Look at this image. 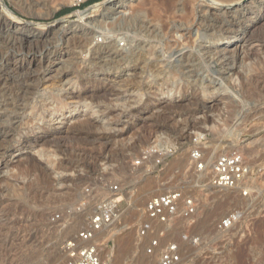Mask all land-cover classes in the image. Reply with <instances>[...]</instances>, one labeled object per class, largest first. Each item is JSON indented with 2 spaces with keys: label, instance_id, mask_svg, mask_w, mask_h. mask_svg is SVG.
<instances>
[{
  "label": "rangeland",
  "instance_id": "374dc122",
  "mask_svg": "<svg viewBox=\"0 0 264 264\" xmlns=\"http://www.w3.org/2000/svg\"><path fill=\"white\" fill-rule=\"evenodd\" d=\"M5 1L24 19L58 27L47 39L26 42L21 52L36 54L41 60L46 53L55 55L63 48H73L72 51L76 48V51L74 56L68 60L62 58L57 67L51 68V73L45 74L54 76L58 74L55 73L57 69L66 71L58 85L50 87L42 83L37 87L28 108L21 112L15 137L0 158V264H14L20 260H25V264H61L63 256L57 252L55 243L83 222L84 215L71 214L83 198L82 187L86 183L96 186L99 189L96 196L100 197L105 193L103 185L110 181L123 183L127 193L121 203L119 222L101 236L105 243L102 247L104 264H159L160 252L169 243L177 244L180 251L175 264H264V120L248 117L251 111L264 108V79L259 83L249 79L254 72L264 70V29H259L255 39L244 44V52L250 50L252 60L237 59L238 72H231L226 80L214 73L218 67L205 63L190 75H173L165 69V62L156 61L155 56L146 54L147 59L141 62L116 63L103 58V61H91L89 53L77 44V39L68 40L70 44L65 41L62 33L71 22L64 17L86 10L89 11L86 16H90L91 6L103 0L73 7L61 16H57L58 11L72 7L69 0ZM138 1L133 0L126 8L96 12L89 26L95 29L98 42L104 40H101L102 34H110L122 46L123 41L119 40L122 33H130L135 40L132 44L140 38L142 44L148 45L151 37L135 30L133 19L121 27L112 23L118 22L120 12L129 13L126 14L128 17ZM150 9L149 2L142 7L148 15ZM176 33L179 31L168 28L163 43L169 45ZM170 50L157 48L166 58ZM152 67L165 72L155 74ZM87 74L95 79L86 82ZM118 74L120 76L116 77ZM122 76L125 79L122 80ZM79 91L85 97L78 95ZM109 91H113L112 94ZM213 102L218 108L209 111L207 107ZM162 103L167 107L164 110ZM174 103H180V106ZM191 118L206 122L192 125L190 123L196 119ZM142 120L146 124L140 122ZM51 131L55 134L45 137L37 145L20 148L23 138L36 140ZM198 132L206 135L204 154L208 166L217 154L230 151H238L247 166V173L239 184L226 188L233 196L226 200L229 204L225 202L227 205L222 212L217 213L214 209L222 200L218 198L222 189L218 192L209 183V170L197 174L188 161L192 137ZM159 137L168 139L167 149L173 150L160 167L161 171L147 174L143 167L132 168L131 163L139 151L156 146ZM41 150L54 155L55 167L39 156ZM170 189H181L187 196H194L197 212L189 219L176 218L163 236L159 235L162 227L156 226L159 245L150 248L148 238L136 234L143 205L153 192ZM54 211H60L69 221L72 219L70 224L52 227L48 216ZM230 213L238 219L235 226L238 230L218 231L217 223ZM184 234L197 237V242L183 238ZM120 238L125 242L123 259L119 256Z\"/></svg>",
  "mask_w": 264,
  "mask_h": 264
},
{
  "label": "bare ground",
  "instance_id": "6f19581e",
  "mask_svg": "<svg viewBox=\"0 0 264 264\" xmlns=\"http://www.w3.org/2000/svg\"><path fill=\"white\" fill-rule=\"evenodd\" d=\"M132 1L133 0H103L91 6L92 10L90 9L91 10L90 13H92L93 15L91 14L90 16H86L87 13L89 12L88 10L75 11L72 14L66 15L64 19H68V21L71 22V24L68 28L64 29L62 36L65 38V41L67 42L68 40L70 41L71 38L77 39L78 40L77 44H79L81 49L86 50L87 53H89V57L91 58L89 60L91 61L103 58L105 61L108 62L111 61L116 63L117 62L122 63L125 61H133V60L141 62L142 60L147 59L145 58V56L146 54H148L151 56H155L156 61H161L163 63L165 62L164 63L165 69L167 68V72L172 73L173 75L176 74L190 75L192 74V72L195 71L196 68L201 67V65L205 63L209 65L213 64V66L215 65L216 67H218L214 73L217 74V76L219 75L218 76L219 78L226 80L227 76L231 72L234 71L238 72L236 70L237 59L244 61V60H250L252 58V52L249 53L250 50L248 52H244L245 49L244 44L250 42L251 40L253 41L255 39L256 32L259 29L260 30L264 29V0H139L136 9H134V11L130 13L128 17H126V14L129 13L120 12L121 16L118 22L116 21L115 23V21H113L112 23L121 27L129 19L130 20L133 19L136 23L135 30L139 32H144L145 34L147 33L148 36L151 37L150 39L151 42L149 41L150 43L148 42V45L142 44V42L139 41L140 39L139 38L135 44H132V41L135 40H134V36L132 38L129 35L130 33L129 34L122 33L121 37L119 38V40L123 41L122 46H120L121 44L118 43V41L116 40L117 38L115 39L111 37L110 34H109L110 36L106 34H102L101 40L103 39L104 40L98 42V39L96 38L97 35L95 33L96 31H94L95 29H93L92 26L91 27L89 26V24L91 23V18L95 16L96 12H98L99 9L105 11L109 8L113 10L116 9L117 7L126 8L127 4L131 3ZM147 1L151 4V9L149 13L150 15L146 14L145 11L142 10V7L145 4L147 5L148 3ZM8 5L9 4H7L5 0H0V158L7 151L9 142L15 137L17 124L21 123V112L24 113L26 108H28L30 100L34 96L37 87L42 83L43 85L45 86L47 85L50 87L58 85L59 83H61V82L58 83V81H60L61 77L64 76L66 71L57 69V72H55L58 73L57 75L54 73L55 74L54 76L51 74L46 76L45 74L52 71L51 68H54V66L58 65V63L62 61L61 60L62 58L63 59L66 58L68 60L70 56H74L75 55L74 51H76V48L73 51H72L73 48L72 49L63 48L60 51H57V53L55 52L56 53L55 55H52V53L51 54L46 53V55H44V57L41 60L39 58L38 59L36 58V54L33 53L24 54L25 52L24 53L21 52L20 50L21 48L24 47V44L26 42L34 43L35 41L41 39L43 40L47 39L49 35L54 33L58 27L56 26V24H51L50 26L38 25L40 24V22L24 19L23 17L19 16L15 11H13ZM160 10H162V12H160ZM147 12L149 11L147 10ZM170 27L173 28L174 32L179 31V33H176L173 36V39L169 40L168 42L169 45H166L163 43V40L165 38V31H167L168 28L170 29ZM175 28L176 29L178 28V30H175ZM68 43L70 44V42ZM158 47L160 51H164L166 48L171 49L169 52V56L166 58L164 56V52L157 51ZM85 55L88 56V54ZM86 57L84 60H86ZM103 59H101V61H103ZM91 61L90 63L93 64ZM262 61L264 62V60ZM114 65L116 64L114 63ZM99 69L100 68H98V70ZM152 71L155 72V74H161L165 72L164 69H160L158 67L157 68L152 67ZM263 71L260 70L259 72L258 71L254 72L253 74H251L249 79L257 80V82L259 83L260 79H264ZM119 76L120 74H118L116 77ZM122 77H123L122 80L125 79L124 76ZM85 78H86V82L91 79H95V77H92L91 75L90 76L88 75V77ZM116 80L117 79H115V82ZM243 89L244 88H242V90ZM245 90H247V88ZM81 92L78 95H80ZM112 92L110 93L112 94ZM78 95L77 98L79 97ZM81 95L83 96L84 94L82 93ZM102 96L100 95V97ZM166 102L169 103L168 101ZM179 104L177 105L180 106ZM162 105L163 106L161 107V109L164 110L166 106H164L163 103ZM34 108L35 105L31 107L30 111L33 112ZM216 108L218 107L217 104L214 102L207 107L209 111L216 110ZM152 111L154 110L152 109ZM254 116H256L257 119L259 118L264 120V108H259L257 110L251 111V113L248 115L249 118ZM192 119L195 120L196 118H191V120ZM140 122H144V121L142 120ZM205 122L206 120L204 119L203 120L201 119L199 121H197L196 119V121H193L190 124L200 125V124H205ZM144 123H142V125ZM53 134H55V132L51 131L50 134L47 133L44 136H40L41 138L39 137L36 138V140H33L29 137H25L20 143L21 147L20 146L19 147L23 148V147H31L37 145L40 141L44 140L45 137L47 138V136L50 135L53 136ZM195 135L199 136L200 133L198 132ZM169 145H170L169 140L164 137H159V140L157 141L156 144V146L162 147L163 149H167ZM39 156L46 159L49 162L50 166L55 167L57 165L56 160L53 157L54 156L53 154L47 151L45 152V150H41L39 151ZM21 163L19 162V164ZM214 188H216L217 190L222 189L220 190V192L218 190L220 194L218 195L219 196L218 198H221L222 200L219 203H217V205L214 207V209L216 210L215 212L218 213V212H222L223 208L227 205V204L225 205V202L231 199L233 195L230 192H227L226 187L214 186ZM223 190H225V192H223ZM237 220H235L232 223V226L229 228V230H231L232 228H236V229L238 228L235 227L237 224ZM124 248H125V242L120 238L118 240V249L121 252V255L119 256L122 259L124 258L123 257L124 255L122 253V249ZM107 251L109 252L110 249H107ZM14 264H25V260H20Z\"/></svg>",
  "mask_w": 264,
  "mask_h": 264
},
{
  "label": "built area",
  "instance_id": "2783aa9c",
  "mask_svg": "<svg viewBox=\"0 0 264 264\" xmlns=\"http://www.w3.org/2000/svg\"><path fill=\"white\" fill-rule=\"evenodd\" d=\"M90 0H69L72 7H80ZM205 134L192 137V146L188 151V161L197 174L209 170V183L214 187H234L247 173V166L238 151L219 153L211 164L207 165L204 154ZM173 154L172 148L163 149L152 145L141 149L136 159L131 163L132 168L143 167L144 172H160L165 159ZM153 168V169H152ZM105 193L97 197L98 188L90 183L82 187L83 198L71 214L84 215L82 224L67 236L55 243L57 252L63 256L61 264H104L102 247L104 232L119 222L122 215L121 203L127 193L124 184L119 181L107 182L103 185ZM197 212V201L194 196H187L181 189L155 191L150 194L141 211V219L136 227L140 238H148L149 246L157 248L160 236L156 226H161L164 232L176 218L189 219ZM236 220L233 213L226 215L217 223V230L224 231ZM72 221V219L70 220ZM60 211H54L48 216L52 227H65L70 224ZM155 233V234H153ZM152 234V235H151ZM184 234L183 238L187 239ZM196 243L197 237H188ZM148 252H151L148 249ZM180 257V251L175 243H169L160 252L159 264H175Z\"/></svg>",
  "mask_w": 264,
  "mask_h": 264
},
{
  "label": "trees",
  "instance_id": "16d2710c",
  "mask_svg": "<svg viewBox=\"0 0 264 264\" xmlns=\"http://www.w3.org/2000/svg\"><path fill=\"white\" fill-rule=\"evenodd\" d=\"M96 1H99V0H90L88 3H85L84 5H88V4H91V3L96 2ZM84 5H81V6L83 7ZM72 8L73 7H65V8L61 9L60 11H58L57 16H61L63 14H66L67 12L71 11Z\"/></svg>",
  "mask_w": 264,
  "mask_h": 264
},
{
  "label": "water",
  "instance_id": "95a60500",
  "mask_svg": "<svg viewBox=\"0 0 264 264\" xmlns=\"http://www.w3.org/2000/svg\"><path fill=\"white\" fill-rule=\"evenodd\" d=\"M57 22V21H56Z\"/></svg>",
  "mask_w": 264,
  "mask_h": 264
}]
</instances>
